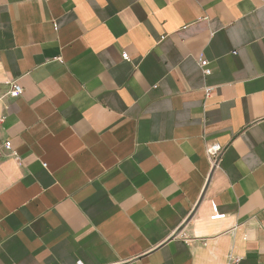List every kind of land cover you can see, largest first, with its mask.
Masks as SVG:
<instances>
[{
    "label": "crops",
    "instance_id": "1",
    "mask_svg": "<svg viewBox=\"0 0 264 264\" xmlns=\"http://www.w3.org/2000/svg\"><path fill=\"white\" fill-rule=\"evenodd\" d=\"M230 254L264 264V0H0V264Z\"/></svg>",
    "mask_w": 264,
    "mask_h": 264
},
{
    "label": "built area",
    "instance_id": "2",
    "mask_svg": "<svg viewBox=\"0 0 264 264\" xmlns=\"http://www.w3.org/2000/svg\"><path fill=\"white\" fill-rule=\"evenodd\" d=\"M124 59H127V55L123 56ZM198 65L200 67V70L205 78L211 75V68L209 61L205 59H200L198 62ZM212 89L208 88L206 92L210 93ZM22 88L18 85H12L11 94L13 96H21L22 95ZM6 147H10V143H6ZM207 155L209 157L210 163L212 165V168H214L217 165L218 160L220 159L222 153H223V147L220 144H214L207 149ZM241 258L235 257L232 254H230L227 258L226 264H240Z\"/></svg>",
    "mask_w": 264,
    "mask_h": 264
}]
</instances>
